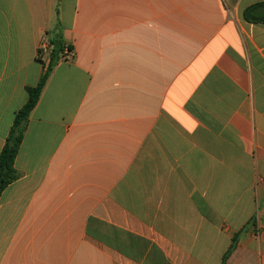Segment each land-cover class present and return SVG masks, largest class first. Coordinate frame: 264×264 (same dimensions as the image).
I'll list each match as a JSON object with an SVG mask.
<instances>
[{
  "label": "crops",
  "instance_id": "obj_1",
  "mask_svg": "<svg viewBox=\"0 0 264 264\" xmlns=\"http://www.w3.org/2000/svg\"><path fill=\"white\" fill-rule=\"evenodd\" d=\"M263 1L0 0V264H264Z\"/></svg>",
  "mask_w": 264,
  "mask_h": 264
},
{
  "label": "trees",
  "instance_id": "obj_2",
  "mask_svg": "<svg viewBox=\"0 0 264 264\" xmlns=\"http://www.w3.org/2000/svg\"><path fill=\"white\" fill-rule=\"evenodd\" d=\"M242 17L249 23H264V1L246 7L243 10ZM62 45L63 43L60 40L52 42L50 54L47 60L42 62L43 69L37 84L26 89L27 101L14 116L12 127L0 152V194L9 184L16 181L20 176L14 168V160L21 144L29 115L37 105L47 79L54 66L59 61V56L63 49ZM228 253L229 251L224 256L223 262Z\"/></svg>",
  "mask_w": 264,
  "mask_h": 264
},
{
  "label": "built area",
  "instance_id": "obj_3",
  "mask_svg": "<svg viewBox=\"0 0 264 264\" xmlns=\"http://www.w3.org/2000/svg\"><path fill=\"white\" fill-rule=\"evenodd\" d=\"M51 46L50 43L45 39L40 42L37 57L41 62H45L50 54ZM72 53L68 47L64 46L62 52L60 53L59 60L60 61H67L71 59Z\"/></svg>",
  "mask_w": 264,
  "mask_h": 264
}]
</instances>
